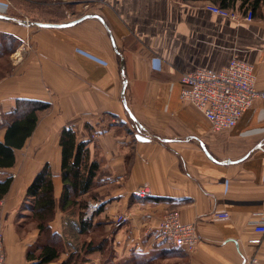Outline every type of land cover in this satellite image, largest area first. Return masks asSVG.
<instances>
[{
    "label": "crops",
    "instance_id": "1",
    "mask_svg": "<svg viewBox=\"0 0 264 264\" xmlns=\"http://www.w3.org/2000/svg\"><path fill=\"white\" fill-rule=\"evenodd\" d=\"M68 2L70 12L56 24L83 15L102 22L89 18L32 31L10 16L0 19V34L31 46L0 81L1 113L18 99L51 106L15 151L14 167L0 170L1 176H13L0 200L6 264H30L26 254L45 242L32 219L34 200L26 196L45 165L55 200L49 226L66 247L48 264H61L70 255L78 258L75 264H243L252 257L264 264V234L253 225L264 219V100L232 129L213 132L181 101L179 85L185 73L218 71L236 57L252 65L260 88L264 2L249 23L214 15L205 8L208 1ZM240 4L228 10L247 9ZM10 6L0 0V14ZM64 127L72 128L77 142H87L89 161L97 164L94 186L83 197L85 213L94 209L87 219L84 213L83 231L78 207L66 213L58 208V141ZM138 190L147 194L136 196ZM170 211H177L182 223L195 224L200 241L193 251L159 237L158 225ZM213 211H226L229 218L215 221ZM122 215L127 220L117 225ZM255 239L258 244L251 242Z\"/></svg>",
    "mask_w": 264,
    "mask_h": 264
},
{
    "label": "trees",
    "instance_id": "2",
    "mask_svg": "<svg viewBox=\"0 0 264 264\" xmlns=\"http://www.w3.org/2000/svg\"><path fill=\"white\" fill-rule=\"evenodd\" d=\"M183 3L208 1L216 4L222 9H233L236 1L240 6L250 9L252 14L257 5L264 0H180ZM5 15L10 16V11ZM12 17V16H10ZM61 18V17H60ZM43 23H56V20L42 21ZM4 45L0 44V58L8 57L17 47L18 41L10 35L0 34ZM6 76L0 77V80ZM49 108L48 103L18 99L11 110L1 115L0 125V170L11 169L15 165V151L20 150L26 140L34 132L40 114ZM60 147V178L62 192L58 202V208L66 213L75 207L80 209L82 231L87 227V220L83 215L87 209V201L84 196H89L94 186L93 178L96 176L97 164L89 161L87 142L76 140V134L70 127H64L58 141ZM13 182L11 174L0 175V200L8 193ZM26 196L32 197L34 204L31 208L32 219L37 223L39 234L43 235L45 242L35 247L26 254L30 264H48L57 260L65 252L63 238L53 233L50 229V222L55 217V200L53 197L52 172L48 165H45L36 174L32 183L26 190ZM83 220V221H82ZM78 258L70 255L61 264H75Z\"/></svg>",
    "mask_w": 264,
    "mask_h": 264
},
{
    "label": "built area",
    "instance_id": "3",
    "mask_svg": "<svg viewBox=\"0 0 264 264\" xmlns=\"http://www.w3.org/2000/svg\"><path fill=\"white\" fill-rule=\"evenodd\" d=\"M207 11L214 15L227 18L235 23L253 20L250 9L244 11L222 9L213 4H208ZM27 23V21H26ZM24 49H29L28 41L22 43ZM180 99L191 105L207 121L213 132H222L232 129L246 111L251 109L257 100H264V74L260 82V88L256 87V75L252 65L232 58L228 64L218 71L211 69H196L183 74L179 79ZM0 111V125L2 124ZM145 190L135 192L136 196H145ZM90 208L84 219L90 217L93 212ZM215 221H224L229 218L226 211H213L210 214ZM127 220L122 215L117 217L116 224L120 225ZM254 225L256 233L264 234V219ZM159 237L170 243L174 248L186 252L193 251L200 238L193 223L184 224L179 219L177 211L167 212L158 225ZM258 244L259 240L251 241ZM0 264L5 262L4 231L2 221V205L0 203ZM243 264H260L258 259L252 257Z\"/></svg>",
    "mask_w": 264,
    "mask_h": 264
},
{
    "label": "rangeland",
    "instance_id": "4",
    "mask_svg": "<svg viewBox=\"0 0 264 264\" xmlns=\"http://www.w3.org/2000/svg\"><path fill=\"white\" fill-rule=\"evenodd\" d=\"M68 1L70 0H8L9 6L11 5L9 8L10 16H12V18L15 19L16 22H19L20 25L23 24L24 26H27L25 24H27L28 22H42L48 20H57L60 17L63 18L64 13L68 14L70 12L69 9L71 6L69 7ZM72 1H74L73 3H87L86 0ZM98 2L100 4L102 3V0H98ZM63 5L65 7L64 9ZM72 5L74 6L75 4ZM84 12H81L80 14H83ZM36 28L37 27L30 26L29 29L33 31L36 30ZM0 44L4 45V41L2 39H0ZM24 47V44L22 46L17 45L16 49L8 57L3 59L0 58V77L5 74V77L10 76L12 74L13 66L21 62L25 54L31 50V46L28 50L27 48L24 49ZM50 109L51 106L49 104V108L40 114V118L43 115L49 113L51 111Z\"/></svg>",
    "mask_w": 264,
    "mask_h": 264
},
{
    "label": "water",
    "instance_id": "5",
    "mask_svg": "<svg viewBox=\"0 0 264 264\" xmlns=\"http://www.w3.org/2000/svg\"><path fill=\"white\" fill-rule=\"evenodd\" d=\"M89 18H95L97 20H99L100 22H102V19L98 16H93V15H84L74 21H71L69 23H64V24H56V23H42V22H31V23H27L25 25L27 26H34V27H37V28H66V27H70V26H73L75 24H78L80 23L81 21L85 20V19H89ZM0 19H3V20H10L11 18L6 16V15H1L0 14ZM24 23V22H23ZM125 105V103H124ZM126 108V107H125ZM127 110V109H126ZM128 112V110H127ZM129 116L131 117V115L129 114ZM132 118V117H131ZM137 138L142 140V141H147L146 138L142 137L141 135H137Z\"/></svg>",
    "mask_w": 264,
    "mask_h": 264
}]
</instances>
